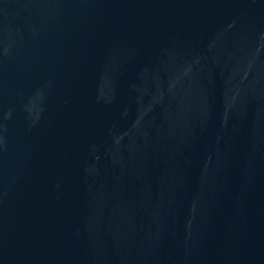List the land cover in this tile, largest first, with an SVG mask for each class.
Listing matches in <instances>:
<instances>
[{
	"label": "water",
	"instance_id": "1",
	"mask_svg": "<svg viewBox=\"0 0 264 264\" xmlns=\"http://www.w3.org/2000/svg\"><path fill=\"white\" fill-rule=\"evenodd\" d=\"M0 264H264V0H0Z\"/></svg>",
	"mask_w": 264,
	"mask_h": 264
}]
</instances>
